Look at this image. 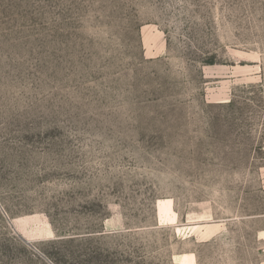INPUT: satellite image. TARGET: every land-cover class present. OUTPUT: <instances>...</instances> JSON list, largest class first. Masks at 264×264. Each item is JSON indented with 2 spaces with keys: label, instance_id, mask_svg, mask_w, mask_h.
Returning a JSON list of instances; mask_svg holds the SVG:
<instances>
[{
  "label": "rangeland",
  "instance_id": "obj_1",
  "mask_svg": "<svg viewBox=\"0 0 264 264\" xmlns=\"http://www.w3.org/2000/svg\"><path fill=\"white\" fill-rule=\"evenodd\" d=\"M0 264H264V0H0Z\"/></svg>",
  "mask_w": 264,
  "mask_h": 264
}]
</instances>
